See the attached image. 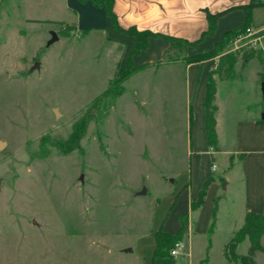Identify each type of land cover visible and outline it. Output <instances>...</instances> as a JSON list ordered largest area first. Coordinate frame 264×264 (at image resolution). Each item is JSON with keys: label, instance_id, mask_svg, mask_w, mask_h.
<instances>
[{"label": "rangeland", "instance_id": "374dc122", "mask_svg": "<svg viewBox=\"0 0 264 264\" xmlns=\"http://www.w3.org/2000/svg\"><path fill=\"white\" fill-rule=\"evenodd\" d=\"M15 3L0 21V264H153L151 243L169 217L170 195L189 182L194 198L209 171L228 185L199 213L204 233L189 239L192 263L241 264L249 238L235 256L228 245L247 211H264V165L228 152L245 147L247 136L261 138L245 122L264 116L263 66L249 60L264 57V29H253L256 43L239 35L219 57L198 63L222 65L216 76L224 79L235 59L234 79L219 80L223 153L213 160L200 103L191 106L176 67L133 72L119 84L114 80L127 68L122 47L71 27H60L49 44L54 31L21 22ZM193 56L179 61L189 64ZM35 63L40 68L32 71ZM121 88L118 98L105 94ZM84 123L79 148L63 155L56 142L68 141ZM185 258L155 264H189ZM256 263L264 264V251Z\"/></svg>", "mask_w": 264, "mask_h": 264}, {"label": "crops", "instance_id": "0c3cea01", "mask_svg": "<svg viewBox=\"0 0 264 264\" xmlns=\"http://www.w3.org/2000/svg\"><path fill=\"white\" fill-rule=\"evenodd\" d=\"M0 21L9 16V2L15 1V12L25 24L48 25L51 30L57 32L60 27H71L78 33H85L87 37L92 34L105 35L107 40L114 42L123 48L122 62H126L129 54L137 45L135 37L119 31L114 20L107 14L104 6H98L92 0H1ZM254 4L252 10L253 29H264V0H113V12L117 25L128 30L135 28L139 32L149 31L155 34L181 38L189 42H196L201 39L204 32L209 29L208 14H220L216 21V31L214 35L206 36L201 42L189 46L186 54L188 56L201 55L214 49L215 45L222 39L226 32L236 30L244 25L246 19L245 9ZM169 48V43L162 37L148 39V47L139 54L132 56L134 74L154 70L169 71L176 67L184 76L187 84L191 106L195 100L200 103V115L206 130L205 108L207 79L209 72L213 68L207 64L198 63L185 64L182 61L162 62L164 52ZM122 64V63H121ZM120 64V65H121ZM208 66V67H207ZM124 69V68H122ZM132 75V76H133ZM217 79L216 93V129L218 137V150L209 147L206 132L207 149L211 152L213 160L215 155L223 153L221 141V122L218 118L220 113L218 89L219 80L227 82L230 79ZM198 103V104H199ZM247 130L256 131L261 134V138L256 140L250 136L245 139V147L234 153L228 152L230 158L241 157L243 162L251 161L264 165V117L262 119L253 115L248 122H245ZM192 139V137H191ZM194 140H191V144ZM228 158V160L230 159ZM228 161L227 159H225ZM248 163V162H247ZM213 177L211 171L203 178L198 195L194 198L189 196V182L177 187L169 197L168 205L169 217L164 222L158 224V229L162 228L170 234H177L181 227V217H188V230L183 238L181 256H185L187 263L193 264V246L190 237L204 233L202 224L199 223V213L212 200H216L217 191L228 183H220L213 180L209 186L205 203L200 208L193 210L191 204L196 202L204 184ZM179 192V193H178ZM215 192V193H214ZM182 194V195H181ZM180 197V199H176ZM182 198V199H181ZM183 199L185 202H182ZM210 201V202H209ZM253 212V211H247ZM257 213V212H255ZM167 214V215H168ZM196 215V216H195ZM208 225V224H207ZM207 228V227H206ZM156 247L155 238L151 243V256L153 264V253ZM203 261H201L202 263ZM200 263V264H201Z\"/></svg>", "mask_w": 264, "mask_h": 264}, {"label": "trees", "instance_id": "16d2710c", "mask_svg": "<svg viewBox=\"0 0 264 264\" xmlns=\"http://www.w3.org/2000/svg\"><path fill=\"white\" fill-rule=\"evenodd\" d=\"M92 2L98 6H104L106 8L107 14L109 17H111L117 29L127 35H131L135 37L137 41V45L135 46L134 50L129 54V56L126 59V70L121 71L118 78H116L114 81L122 84L127 80L135 71L133 69L132 64V56L139 54L142 50L147 49L148 47V39L150 37L158 38L162 37L169 43V48L164 52L163 55V61L162 62H174L180 59L181 55L186 54L187 49L189 46H193L199 42H201L206 36L208 35H214L216 31V21L220 14L213 15L208 14V21H209V29L203 33L200 40L196 42H189L187 40L181 39V38H175L171 36H165L160 34H155L149 31L145 32H139L135 28H130L128 30L121 29L116 22V17L113 12V0H92ZM254 4L249 5L245 9L246 13V19L243 26L236 30H232L229 32H226L221 41L218 42L214 49L210 52L193 56V57H187L185 60L187 63H200L208 59L219 57L222 53L223 48L227 46V44L232 41L237 36L243 34L248 28H252V10L254 8ZM252 59H258L260 63L263 66V72L261 74L262 80H264V57L262 56H250L249 60ZM230 63V67L228 68L227 73L229 76H223L226 79H234L233 76V66L235 63V59ZM222 68V65L220 66L219 70H212L209 72L208 79H207V91H206V108H205V121H206V132H207V140L209 147L215 151L218 150V137H217V129H216V111H217V105H216V93H217V79L221 78L222 76H216L220 75V70ZM111 89L107 90L105 94L111 95L114 98H118L123 94V89H119L117 92L111 93ZM95 105V104H93ZM96 106H91L89 109H87V114L92 118L93 114H90L92 110H94ZM190 120L192 125L193 120V112L192 107L190 109ZM85 130V123L79 125L71 138L68 141H58L56 142L55 146L59 149V151L63 155H67L71 153L72 151H75L79 148V141L84 134ZM212 179H209L203 186L202 190L199 193L198 199L196 202H193L191 204V207L193 210H196L204 205L205 198L207 196V192L209 189L210 184L212 183ZM181 224L182 227L180 231L177 234H170L165 232L162 228H160L155 233V241H156V247L153 253V259L162 258V257H173L171 254V251L175 248V245L179 242H181L184 238L185 233L188 230V217L182 216L181 217ZM246 237L250 240V247L248 250V253L240 258L241 264H257L256 263V256L258 253L264 251V247L262 244V239L264 237V211L262 213H255V212H247L245 215V220L242 229L236 234L235 238L232 240V242L228 245L232 247L234 256L236 247L240 242H242ZM226 246V249L228 248ZM225 249V257L227 258V253ZM175 264V262H174Z\"/></svg>", "mask_w": 264, "mask_h": 264}, {"label": "built area", "instance_id": "2783aa9c", "mask_svg": "<svg viewBox=\"0 0 264 264\" xmlns=\"http://www.w3.org/2000/svg\"><path fill=\"white\" fill-rule=\"evenodd\" d=\"M256 31L253 30V28H248L243 34L240 35V37H246L251 40V42L254 44L258 41V38H255ZM183 245L182 243H177L175 245V248L171 251L172 256H178L180 254V251L182 249Z\"/></svg>", "mask_w": 264, "mask_h": 264}, {"label": "water", "instance_id": "95a60500", "mask_svg": "<svg viewBox=\"0 0 264 264\" xmlns=\"http://www.w3.org/2000/svg\"><path fill=\"white\" fill-rule=\"evenodd\" d=\"M52 36H53V38H52V40L50 41V43L49 44H52V43H54L55 41H57L59 38H58V35L55 33V32H52ZM40 68V64L39 63H35V65L32 67V71H35V70H37V69H39ZM263 92H264V83H263ZM56 115L58 116L59 115V113L56 111ZM264 117V116H263ZM4 146V143H2L1 141H0V149L2 148ZM144 194H146V189H144L142 192H140V195H144Z\"/></svg>", "mask_w": 264, "mask_h": 264}]
</instances>
